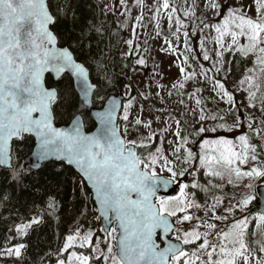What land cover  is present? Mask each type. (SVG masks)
I'll use <instances>...</instances> for the list:
<instances>
[{"label": "snow or ice", "instance_id": "6c2138e0", "mask_svg": "<svg viewBox=\"0 0 264 264\" xmlns=\"http://www.w3.org/2000/svg\"><path fill=\"white\" fill-rule=\"evenodd\" d=\"M137 2L140 3L141 0ZM257 5L258 18L253 19L247 16L243 7L237 9L231 4L224 6L219 0H209L210 8L215 11L224 8L227 13L223 28L218 25L215 29L219 34L218 42L221 47L226 34L231 36L233 45H237L239 37H244L248 43L238 45L239 52L256 55L258 69H249L252 75L245 76L241 81V84L247 83L246 90H251L248 106L252 108L256 107L252 101L257 98L261 87L257 80L264 78V0H257ZM162 7L168 10L171 5L168 0H164ZM175 11L173 8L172 12ZM187 14L195 15L191 10ZM71 16L75 19L74 12ZM168 19L171 22L172 15ZM55 22L56 17L50 12L47 0H0V166L8 167L12 179L18 181L25 171L39 169L48 161H65L78 170L82 183L86 181L90 185L102 223L111 225L114 221L116 224L115 227L100 229L110 238L104 241L107 245L106 252L97 242L95 257L72 251L70 257L58 260V264H93L94 259L101 258L102 264H181V261L183 264H251L252 250L246 240L251 219L249 216L235 220L229 231L216 233L215 223L202 221L192 230H184L179 234L181 230L174 226L170 218L176 217L175 224L191 222L194 217L189 214V210L200 207L194 199H189L195 194H186L185 189L189 185L184 184L180 188L179 197L165 198L157 195L160 188L167 190L185 175L187 169L182 165H190L197 159L192 149L186 147L190 141L187 137H181L179 130L173 135L180 138L181 142L172 149L174 159H169L165 155L163 141H160V147L152 150L157 136L154 131L143 139L127 138L130 127L139 125L151 129V121H143L137 116L130 125V102L123 109L122 119L125 124L121 130L116 124L119 104L115 99L108 101L103 111L91 113L100 124L95 134L88 135L82 130V110L91 109L95 101L104 100V96L98 91V84L91 79L88 61L77 59L74 51L70 50L71 46H57L58 37L49 27ZM176 23L183 26L179 18ZM92 31L99 33L100 29L93 28L90 22L79 29L74 41L78 48L91 47ZM184 36H188L187 31ZM127 44L130 49L135 50L131 39ZM231 50L230 48L229 51ZM126 55H131V51ZM204 59H209V56L205 55ZM184 62L187 63V57ZM96 63L99 67L101 62ZM137 63L145 65L146 61L140 58ZM216 71L218 73L220 70ZM257 71L260 73L259 77L256 75ZM180 72L185 73L186 69L181 66ZM46 73L54 75L59 82L58 86L46 87ZM192 75L194 73L185 76V80ZM183 87V83L179 84V88ZM213 87L218 89L217 95L221 99L227 98L226 102L230 106L236 104L234 96L223 82L217 79ZM201 103L200 99L196 100L197 105ZM261 103L264 104V101ZM59 109L64 111L60 112ZM261 111L264 112V107ZM58 115L69 118L68 127L55 125ZM208 119L223 121L224 117L209 115L203 107L200 108V126L195 129V133L202 139L199 145V165L206 170V174L223 178L226 173L237 180L247 178L249 181L264 178V167L253 166L248 171L241 168V165H247L249 161L259 160L257 145L252 141L254 138L264 141V127H254L256 121L248 116L247 127L253 136H239L238 150L226 138L208 140L203 137L209 133L241 127L244 121L239 114L237 113L231 126L221 123L218 127H208L203 123ZM175 123L179 129L180 121L176 120ZM261 125H264V120H261ZM26 136L35 137L38 147L32 153L33 160L27 167L21 165L16 168L13 165V142L23 144ZM211 145L215 146L212 151L216 154L209 155L206 151ZM138 149H145L146 154H139ZM260 152H264V146L260 147ZM163 173L168 174L167 178ZM228 183L232 184L233 180L229 179ZM211 186L217 187L214 184ZM252 186V183L246 185L248 188ZM191 187L197 188L199 184L193 183ZM255 199L254 195H246L235 206L223 210L232 215H235L237 209L244 213ZM222 203L220 197L214 198V203L208 209L212 213V219H228L227 216L216 215V208ZM48 210L53 214L58 211V203L53 196L47 200L45 211ZM180 213L183 215L180 216ZM42 219L43 213L32 217L29 224H22L16 229L17 235L26 236L27 229L40 224ZM258 219L264 223V213H260ZM200 227H205L207 231L201 233ZM158 230L162 231L164 237L177 232L175 239L180 244H195L197 251H185L180 244L171 242L161 248L156 241ZM213 234H216L219 243L209 241L208 237ZM94 235L91 230L82 236L79 231L68 235L63 251L68 252L77 244L80 248L92 249ZM198 241L202 242L197 243ZM25 247L24 243L6 247L4 255L18 259ZM260 251L264 252V243L260 244ZM201 254L207 258L202 259ZM255 264H264V260H256Z\"/></svg>", "mask_w": 264, "mask_h": 264}, {"label": "rangeland", "instance_id": "374dc122", "mask_svg": "<svg viewBox=\"0 0 264 264\" xmlns=\"http://www.w3.org/2000/svg\"><path fill=\"white\" fill-rule=\"evenodd\" d=\"M163 2L164 0H141V2L138 3L137 0H124L122 4L121 0H106L107 9L117 13L122 26L127 30L128 40L131 39L133 41L132 47L135 50L133 51L130 49L129 45L126 43V46L123 48V55H132L137 61L140 58L146 61L145 65H140L136 61L138 70L134 74V82L137 85L141 99L147 101V105L132 97V90H127L125 94L127 102L124 107L131 102L132 107L130 108L129 116L130 125L132 120L139 116L143 121H151V129L139 125L130 127V135L127 138L143 139L154 131L157 136L156 141L152 145V150L154 151L155 148L160 147V141H163L165 155H168L169 159H174L172 156V149L181 142L180 138L173 135L175 131L179 130L181 132V137H187L190 141L186 147L192 149L197 159L190 165H182L187 171L185 175L180 178L179 182H182V185H189V187L185 189L186 194L194 193V197H196L199 191L200 201L197 204H199L200 207H192L189 212L195 209L197 211V217L200 219H197V221L193 223L184 222L183 224H176L181 230L179 234H182L184 230H192L195 225L201 224L202 221L215 223L217 225L215 230L216 233L229 231L235 220L232 223L226 220L217 221L212 219V213L208 211L214 203V198L220 197L223 201L222 204L217 206L216 215L227 216L228 219H233L231 216L232 214L223 209L225 207L235 206L237 202L246 195H254L256 199L248 205L245 211L246 214L240 219H243L244 216H249L251 218L247 228L246 240L248 244L249 241H257V252L254 253L251 248V257L254 258L251 260V264H255L256 260H264V252L260 251V244L264 241V223H261L258 216L255 214V208L258 202L257 189L264 186V178L252 181H249L247 178L237 180L235 177H229L226 173L223 175V178L208 176L206 170L199 165V155L201 153L199 145L202 139L196 135L195 129L200 126L198 120L201 107H203L205 112L209 115L224 117L223 121L208 119L203 122L208 127H218L221 123L231 126L238 113L244 121L241 127H237L235 130L231 131L209 133L206 134L203 139L216 140L219 138H226L231 140L233 146L239 150V136H253V133H251L247 127L248 116L253 117L256 121L254 127H264V125H261V120H264V112L261 111V108L264 107V104L261 103L264 101V78L257 80V83H259L261 87L257 92V98L252 101L256 105L254 108L248 106L250 103L249 95L251 90H246L247 83H240L238 86L239 90L244 93L243 101L245 105H247V109L251 110L249 111L250 113L245 109L241 110L239 106L240 101H238L237 96L231 91L229 92L234 96L236 104L230 106L226 102V97L221 99L217 95L218 89H214L213 84L217 79L222 82L223 75L228 70L232 57L235 53H240L238 45H247V39L239 37L237 45H233L231 36L226 34L223 37V47H221V44L218 42L219 34L215 29L218 25L223 28V20L227 13L224 11V8H221L220 11H215L210 8L209 0H168L171 5V8L168 10L162 7ZM213 2H215V0H213ZM219 2L224 6L231 4L237 9L243 7L247 16L253 19L258 18L257 0H219ZM173 8L176 10L175 13L172 12ZM157 9H159L158 15ZM190 10L194 11L195 15H188L187 13ZM169 15H172L171 22L168 19ZM177 18L180 19L183 26L176 23ZM185 31L188 32L187 37L184 36ZM230 48L232 49L231 51H229ZM130 51L131 55H126V53ZM221 53L222 56L220 55ZM205 55L209 56V59L205 60ZM244 56H253L255 59L254 66L250 69H258L255 54L249 53ZM186 57L187 63L184 62ZM181 66L186 69L185 73L180 72ZM217 69L220 70L218 73L216 71ZM193 73L194 75H192L190 79L185 80V76ZM204 73H206V75ZM248 75H252L249 70L246 76ZM256 75L258 77L260 76L259 71H257ZM181 83L184 84L183 88H179V84ZM198 89L199 91H197ZM189 97L192 98L190 99ZM197 99L201 100V105L196 104ZM230 108L232 111H229ZM252 111H254V114ZM122 116L123 110L120 117V125L123 129L125 122ZM176 120L180 121L179 129H177ZM256 141L264 145V141L258 138H254L252 142L256 144ZM214 147V145H211L206 148L209 155L216 154L212 151ZM141 151L143 155L146 154L145 149H141ZM261 161H263V159ZM261 161L259 162L258 160L254 162V164L252 163L253 161H249L247 165H241V168L243 171H248L253 166L263 167V162L262 165L260 164ZM162 175H164L165 178L168 176L167 173H163ZM189 176H192L193 181L196 180L195 183H198L199 187H191L193 183L190 184L191 182H188ZM229 179L233 180L232 184L228 183ZM249 183H252V188L246 187ZM213 184L217 187H212L211 185ZM204 185L210 186V188H206V190H204L206 193L203 194L201 189ZM226 192H229V194H226ZM194 197H189V199H193ZM250 207L254 209V212L251 211L247 213ZM173 218L176 220V217ZM199 231L204 233L207 229L205 227H200ZM177 234L176 232L173 235V239H175ZM106 239L110 238L106 236L104 240L98 242L101 249ZM208 239L212 243H219L216 234L210 235ZM260 240H262V242H259ZM201 242L202 241H198L197 243ZM252 244L254 245L253 242ZM188 246L190 247L189 252L197 251L195 244ZM105 248L107 249L106 244ZM76 249L85 250L90 248H80L77 244L76 247L69 250L71 252H77ZM94 249L95 246H93L92 251L94 255H96ZM115 250L114 248V251ZM77 253L86 255L82 252ZM201 256L202 259L207 258L203 256V254H201ZM15 259V256L7 257L3 254L0 258V264H12ZM181 264H183V261H181Z\"/></svg>", "mask_w": 264, "mask_h": 264}, {"label": "trees", "instance_id": "16d2710c", "mask_svg": "<svg viewBox=\"0 0 264 264\" xmlns=\"http://www.w3.org/2000/svg\"><path fill=\"white\" fill-rule=\"evenodd\" d=\"M49 6L56 17L53 31L58 37L60 46H71L70 50L74 51L77 59L88 61L92 81L98 84V91L104 96V100L95 101L94 108L102 109L110 96L125 95L127 90H132V97L146 104L147 101L141 99L134 82V74L138 70L137 59L132 55H123V48L128 41L127 30L122 26L117 13L107 9L106 0H49ZM72 12L75 13V19L71 16ZM89 22L93 28H99L100 32L92 31L90 48L86 46L78 48L74 42L77 33ZM96 61L101 62L99 67ZM254 61L253 56L235 53L222 78L226 88L240 101L241 110L245 109L248 112L251 110L247 109L243 101L244 93L238 86L248 70L254 66ZM58 84L59 82H55L51 77L47 79L48 87ZM59 111L64 110L59 109ZM82 112L87 130L93 131L95 124L90 113L85 109ZM252 113L254 114V111ZM56 123L58 126L69 125V118L66 115H58ZM256 145L259 162L263 159L260 164L262 165L263 162L264 167V152H260V147L264 145L257 141ZM34 148L35 141L31 138H25L23 144L16 142L14 166L16 168L25 166V160L33 153ZM140 154L143 155L141 150ZM188 179L189 183L196 181H193L192 176ZM206 188L210 186L204 185L201 189L203 194L206 193L204 191ZM197 195L193 199L199 203V191ZM50 196L55 197L58 203V211L54 214L50 210L45 211ZM248 210L247 213L254 211L251 207ZM196 212L195 209L189 212L194 217L191 223L197 221ZM41 213L43 219L40 224L28 228L26 236L17 235L16 229L19 226L29 224L32 217ZM239 213L236 210L235 215H231L233 220H238L246 214V212L242 213L243 215ZM100 229V220L92 193L72 168L64 164L50 163L39 172L25 171L17 181L12 179L10 170L0 167V258L6 247L24 243L26 247L21 257L16 258L12 264H58V260L68 258L71 253L70 250L63 251L68 235L79 231L82 236L91 230L95 233L93 236V246H95L97 242L106 238ZM102 249L107 250L105 244ZM76 250L95 256L92 249ZM189 250L190 247L186 245L185 251ZM93 264H102V260H94Z\"/></svg>", "mask_w": 264, "mask_h": 264}, {"label": "water", "instance_id": "95a60500", "mask_svg": "<svg viewBox=\"0 0 264 264\" xmlns=\"http://www.w3.org/2000/svg\"><path fill=\"white\" fill-rule=\"evenodd\" d=\"M47 3H48V5H49V0H47ZM49 10H50V12H51L50 6H49ZM51 13H52V12H51ZM54 25H55V23L49 26V27H50V30H51L53 33H54V31H53V27H54ZM54 34H55V33H54ZM57 46H58V47H62V46H60L59 40H58V45H57ZM90 75H91V74H90ZM49 77H51L55 82H58V81L55 79V77H54V75H53L52 73H46V74H45V84H46V87H48V85H47V79H48ZM91 79H92V78H91ZM113 99H115V100L118 102V104H119V108H118V111H117L116 124H117L118 126H120V125H119L120 115H121V112H122L123 106H124V104H125L126 98H125L123 95H112V96H110V97L106 100V102H105V104H104V107H103L102 109H96V108H94V105H93V107H92L91 109H87V108H85V110H87V111L90 113V117H91V119L93 120V122H94V124H95V129H94L93 131H88V130H87V127H86L85 118H84V124H83V128H82V130H83L86 134H88V135L95 134V133L97 132V130L100 128V124H99V122L95 119V117H94L93 115H91V113H92V112H95V111H103V110L107 107V102H108V101H111V100H113ZM83 117H84V116H83ZM54 123H55V125H56L57 127H68V126H69V125H66V126H58L57 123H56V120H55ZM120 127H121V126H120ZM121 130H122V128H121ZM26 138H31V139H33V140L35 141V148H34V150H35V149L38 147V144H37V141H36L35 137L26 136ZM15 143H16V141L13 142V149H14V144H15ZM34 150H33V152H34ZM137 151H138V153H139V150H137ZM32 160H33V157H32V154H31V155L25 160V165H26V167L32 162ZM50 163L64 164L65 166L72 168V169H73V170H74V171L80 176V173L78 172V170H77L74 166H72V165H68L65 161H56V160H51V161L46 162V163H45L41 168H39V169L32 168L31 171L39 172V171L42 170L47 164H50ZM0 167H1L2 169H5V170H10L8 167H5V166H0ZM80 177H81V176H80ZM84 182L86 183V185L88 186L89 190L91 191V193H92V197H93V200H94V203H95V206H96V208L98 209V205H97L96 202H95L94 195H93V192H92V189H91L90 185H88L86 181H84ZM180 188H181V183L172 184L167 190H164L163 188H160V189L158 190V192H157V195H158V196H161V197H165V198L173 197V196L177 197V196L180 194ZM257 194H258V203H257V207H256L255 212H256L257 215H259L260 213H264V187L259 188L258 191H257ZM133 198L135 199L136 197L133 196ZM97 212H98V211H97ZM98 216H99V213H98ZM99 218H100V217H99ZM170 219L174 222V226L176 227L175 220H174L173 218H170ZM100 225H101L102 229H103V228H106V227H115V226H116V224H115L114 221H113V223H112L111 225H109L107 222H103V223H102L101 218H100ZM175 233H176L175 231H174V232H171V233H169V235H168L167 237H164L162 231L158 230V232H157V236H156V241H157L158 244H160V247H161V248L166 247L168 242L176 243V244H180L179 241L172 239V237H173V235H174ZM180 246L183 247V248L185 249V247H184L183 244H180Z\"/></svg>", "mask_w": 264, "mask_h": 264}, {"label": "flooded vegetation", "instance_id": "af4514ba", "mask_svg": "<svg viewBox=\"0 0 264 264\" xmlns=\"http://www.w3.org/2000/svg\"><path fill=\"white\" fill-rule=\"evenodd\" d=\"M227 222H231L232 223V219H228L226 220ZM252 242L254 243V245L252 244ZM257 241H249V245H250V248H252V250L255 252H257V244H256ZM259 242H262V240H260ZM264 243V241H263ZM255 257V256H254ZM254 258L251 257V260H253Z\"/></svg>", "mask_w": 264, "mask_h": 264}]
</instances>
